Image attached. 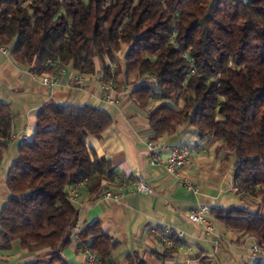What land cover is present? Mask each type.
Wrapping results in <instances>:
<instances>
[{"label":"trees","instance_id":"obj_1","mask_svg":"<svg viewBox=\"0 0 264 264\" xmlns=\"http://www.w3.org/2000/svg\"><path fill=\"white\" fill-rule=\"evenodd\" d=\"M0 43L36 74L50 72L48 60L56 59L92 75L99 59L112 81L121 65L126 79L153 75L155 86L131 91L147 109L153 140L189 126L231 150L233 185L258 206L212 207L209 214L264 249V0H0ZM13 121L0 99V162ZM111 122L87 103L50 100L38 108L34 131L6 171L0 247L16 241L28 252L46 251L45 264H69L59 253L78 215L69 191L85 184L96 197L113 182L111 162L86 142ZM81 243L107 261L118 245L97 221L83 226Z\"/></svg>","mask_w":264,"mask_h":264},{"label":"crops","instance_id":"obj_2","mask_svg":"<svg viewBox=\"0 0 264 264\" xmlns=\"http://www.w3.org/2000/svg\"><path fill=\"white\" fill-rule=\"evenodd\" d=\"M106 62H109L107 59ZM92 75H83L85 85L78 89L73 85V71L67 67L58 75L52 88L41 83V74L31 71L30 65L13 56H0V99L8 102L14 115L11 139L8 141L0 162V209L9 198L6 188V171L17 155L21 137H29L35 128L38 108L52 100L62 104H92L110 115L112 122L99 137L88 135L87 145L99 156L108 159L115 170L112 183L104 188L117 185L122 177L141 174L150 184L152 191L147 194L125 195L118 201L104 200L89 194L85 184L75 191L73 200L77 219L83 225L99 222L101 229L118 242L112 253L123 248V256L112 264H136L140 259L147 264H245L243 252L251 264L264 262V253L252 254L250 248L254 237L242 235L209 214L213 233L206 234L200 224L188 220L187 213L198 204L209 208H230L242 206L253 211L257 201L233 190L232 171L235 156L229 149L222 148L216 139H199L189 126H181L173 135H162L157 140L172 145L187 143L191 150L179 175L168 173L163 165H153L147 159L146 142L153 139L147 121V109L138 106L131 96L132 89L142 84L143 78L123 76V67L112 81L114 94L120 100L118 105L100 101L102 63L95 59ZM13 86V87H12ZM24 94V100L15 99V93ZM7 97H6V96ZM166 152H162V158ZM9 156L10 165L4 170V158ZM187 180L197 187V193L183 183ZM103 188V189H104ZM164 222L182 231L180 244L165 254L149 232V228ZM70 243L60 250L69 264H87L79 246V239L71 238ZM132 255V259L127 258ZM46 251L28 252L16 241L8 247H0V264L44 263Z\"/></svg>","mask_w":264,"mask_h":264},{"label":"built area","instance_id":"obj_3","mask_svg":"<svg viewBox=\"0 0 264 264\" xmlns=\"http://www.w3.org/2000/svg\"><path fill=\"white\" fill-rule=\"evenodd\" d=\"M0 56H10V48L5 44L0 43ZM54 64V68L48 73L41 74V83L47 88H52L56 82L58 75L61 74L67 67L64 66L60 61L48 60ZM146 80L150 81L155 86V77L148 73L144 74ZM73 85L78 89H83L85 85V79L82 74L75 72L73 75ZM156 92L160 93L156 87ZM100 101L109 105H118L120 100L114 94L113 83L110 79H105L101 84ZM29 136L24 134L21 137L20 144L27 141ZM147 159L153 165H163L166 171L173 176H178L181 167L185 164L188 159L191 147L187 143H181L178 145H172L165 141L150 139L146 142ZM162 152H166L165 157L162 158ZM182 183L194 193H197V187L187 180H183ZM73 187L69 191V197L74 200L75 191L77 189ZM235 192H240L235 186L233 187ZM152 188L150 184L143 178L141 174H134L129 177H122L118 180L117 185L102 190L100 197L104 200L118 201L125 195H137L151 193ZM210 208L204 204H198L196 208L190 210L187 213L189 221L200 224L206 234L213 233V225L211 218L209 217ZM83 225L78 221L74 222L71 227V238L79 239ZM149 232L155 237L158 248L164 252L171 250L180 244V240L183 236V232L176 230L171 225L160 222L155 226L149 228ZM81 251L86 257L87 264H111L110 261L103 260L100 258L89 246L88 243H81ZM250 252L254 255L264 252L260 243L256 238L253 240V244L250 248Z\"/></svg>","mask_w":264,"mask_h":264},{"label":"rangeland","instance_id":"obj_4","mask_svg":"<svg viewBox=\"0 0 264 264\" xmlns=\"http://www.w3.org/2000/svg\"><path fill=\"white\" fill-rule=\"evenodd\" d=\"M131 77H132V76H131ZM142 78H143V79H142L143 83H150V84H151V82L148 81V80H146V78H144V77H142ZM12 87H13V86H12ZM24 94H25V93H22V92L17 91V92L15 93V96H16L15 99L18 100L19 102L23 101V100H24ZM5 96H6V95H5ZM6 97H7V96H6ZM168 104L174 106V104H173L172 102H168ZM190 130H191V131H194L192 127H190ZM10 163H11V162H10V158H9V156H7L6 158H4V162L2 163V164L4 165V170L7 169V167L10 165ZM257 206H258V205H257ZM122 250H123V248L121 247V248L117 249L115 252H113V253H112V258H113L114 260H117L119 256H123L124 253H123ZM263 253H264V252H263ZM243 258H244V260H245V264H251V260L249 259V256H248V254L246 253V251L243 252ZM37 264H43V263H37Z\"/></svg>","mask_w":264,"mask_h":264}]
</instances>
